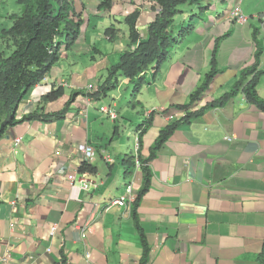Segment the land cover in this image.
Returning <instances> with one entry per match:
<instances>
[{
	"label": "crops",
	"instance_id": "obj_1",
	"mask_svg": "<svg viewBox=\"0 0 264 264\" xmlns=\"http://www.w3.org/2000/svg\"><path fill=\"white\" fill-rule=\"evenodd\" d=\"M73 1L83 19L80 34L71 48L62 46L59 60L29 89L17 114L56 112L74 91L83 93L63 117L23 121L0 137V264H140L143 247L132 205L110 204L125 191L124 184L140 189L143 171L137 155L146 158L161 128L173 121L169 114L184 109L210 70L213 47L225 32L231 34L219 40V71L189 111L230 90L239 71L253 62L255 29L264 67V21L256 17L264 11V0H204L184 6L183 17L175 18V25L183 24L175 31L188 25L192 30L177 41L155 75L152 69L144 73L146 83L136 96L129 80L119 76L116 89L126 84L120 107L114 90L97 97L88 93L135 46L125 17L139 9L137 26L145 38L159 6L155 0H111L105 9L99 7L105 0ZM234 3L249 17L246 23L229 17ZM9 10L7 27L0 22V54L13 48L1 31L12 25L10 15L21 7ZM111 26L114 39L105 32ZM58 88L63 90L59 98L44 100ZM257 90L264 97V76ZM153 107L166 110L151 116L138 151V126ZM119 129L126 138H116ZM85 141L95 148L86 161L95 172H78L85 160L76 148ZM128 156L136 164L126 175L123 160ZM149 167L151 182L137 209L149 243L147 264H257L264 241V112L239 93L226 106L177 127ZM73 171L78 173L70 182L67 174ZM85 181H90L87 188ZM53 226L57 229L51 234Z\"/></svg>",
	"mask_w": 264,
	"mask_h": 264
},
{
	"label": "trees",
	"instance_id": "obj_2",
	"mask_svg": "<svg viewBox=\"0 0 264 264\" xmlns=\"http://www.w3.org/2000/svg\"><path fill=\"white\" fill-rule=\"evenodd\" d=\"M159 9L155 12V17L147 26L146 37L143 38L137 26L140 11L135 9L125 17L128 26V34L131 45L134 48L125 50L118 62L108 68L107 76L98 89L90 96L107 94L119 85V76L126 77L133 86V96H136L141 87L146 83L144 73L152 69L154 75L160 70L162 64L169 57L174 45L178 40L188 35L192 26H183L175 31V16L181 13L180 6L183 4H199L204 0H155ZM21 6L19 14L10 15L13 19L12 25L1 31L4 41L13 47L7 55L0 54V137L5 130L23 121L50 120L63 117L72 100L83 92L74 91L64 107L56 112H31L21 117L17 114V109L21 100L25 97L30 88L41 82L51 67L59 60L61 48H71L77 40L83 19L81 13L76 10L73 0H17ZM111 0H105L99 5L100 8L108 9ZM106 34L110 39H114L116 30L108 27ZM178 32V34H177ZM258 29L254 30L256 50L253 62L239 71L237 80L230 90L223 93L218 98L207 102L204 106L195 111L187 108L203 94L208 88L212 78L219 71L217 67V54L219 40L231 34L228 30L218 37L210 59V70L206 72L201 85L193 90L189 95L187 104L181 106L186 109L185 116L173 120L161 128L154 143L150 147L149 155L141 158L137 155L143 171V181L137 192V197L131 206V213L135 221V226L140 234L143 253L140 264H147L149 259V243L147 237L139 223L137 209L142 196L146 193L151 182L152 173L149 163L157 155L162 144L171 136L177 127L190 123L191 119L202 115L212 108L224 107L229 101L239 93L244 95L245 100L250 105L264 112V97L257 90V85L261 77L264 76V67L261 66V55L263 44L257 38ZM10 46V45H9ZM63 94V90L58 88L45 94L44 100H54ZM152 117H148L144 124L138 126V151L142 144V134L145 128L151 124ZM126 175L131 174L136 162L134 156H128L123 160ZM79 172H95L96 168L86 161L79 166ZM257 264H264V241L256 256ZM62 260L61 263H63Z\"/></svg>",
	"mask_w": 264,
	"mask_h": 264
},
{
	"label": "built area",
	"instance_id": "obj_3",
	"mask_svg": "<svg viewBox=\"0 0 264 264\" xmlns=\"http://www.w3.org/2000/svg\"><path fill=\"white\" fill-rule=\"evenodd\" d=\"M229 15H230L229 17L231 18V20H234L238 24H244L249 19V17H247V15H245L243 13V11L241 10L239 3H234L233 5H231L230 10H229ZM256 17H259L260 20L264 21V11L259 13ZM100 109L103 112H107L110 117H112V118L115 117V113L109 111L107 108L101 107ZM165 110H166V108H164V107H153V108L147 109L145 111V115L148 118V117H151L152 115H154L155 113H159V112H162ZM185 114H186V109H178V110H176L175 113L171 112L169 114V119L170 120H177V119L185 116ZM19 117H21V116H19ZM19 141H20L19 138H15L16 143H18ZM136 144H137V149H138V133L136 135ZM76 149L80 154H82L85 161H89L95 154V148L86 141L79 143L77 145ZM137 162H138V159H137ZM78 172L73 171L71 173H68L67 174L68 180L70 182H74ZM82 176H84V174H82ZM89 184H90V181H85L83 183V187L87 188L89 186ZM124 185H125V191L121 195H119V197L112 199L110 201V204H118L121 206L127 205L128 207H130L132 205V203L135 201V199L137 197V192L134 191L132 183L128 182ZM56 229H57V227L53 226L51 228L50 233L54 234L56 232Z\"/></svg>",
	"mask_w": 264,
	"mask_h": 264
},
{
	"label": "rangeland",
	"instance_id": "obj_4",
	"mask_svg": "<svg viewBox=\"0 0 264 264\" xmlns=\"http://www.w3.org/2000/svg\"><path fill=\"white\" fill-rule=\"evenodd\" d=\"M188 5L189 4L181 5L180 6L181 11L184 9V6H188ZM9 7H11L13 9V11H18V8H20L21 6L17 3V0H6V2L1 4V6H0V22L3 23L4 27H7V24H5V23L7 22V13H8V11H10ZM240 8H241V6H240ZM190 14H193V13H190ZM182 17H183V15H182V12H181V13L177 14L174 18L181 19ZM185 21H186L185 22V25H186L189 22L188 21V17L186 18ZM177 24L179 26L183 25V24H181V22L176 23V26H177ZM177 34H178V32H177ZM9 52H10V50H9ZM9 52H7V55H8ZM125 86H126V84L125 85H120L118 90L115 88L117 91L114 89L115 94L113 95V97L118 101L120 107H121V101H122V104L125 101L124 99L122 100V98L124 97V94H126ZM109 102H111L110 99H109ZM119 130L120 131H119V133H118L116 138L117 139L118 138H126V136L122 134L123 130H121V129H119ZM131 137L133 139V136H131Z\"/></svg>",
	"mask_w": 264,
	"mask_h": 264
},
{
	"label": "bare ground",
	"instance_id": "obj_5",
	"mask_svg": "<svg viewBox=\"0 0 264 264\" xmlns=\"http://www.w3.org/2000/svg\"><path fill=\"white\" fill-rule=\"evenodd\" d=\"M227 139L231 140V137H229L228 135L226 136Z\"/></svg>",
	"mask_w": 264,
	"mask_h": 264
}]
</instances>
